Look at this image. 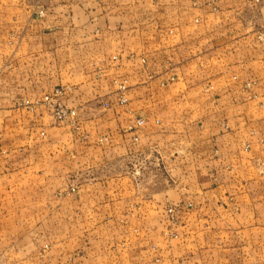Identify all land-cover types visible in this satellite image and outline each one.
<instances>
[{
  "label": "crops",
  "instance_id": "0c3cea01",
  "mask_svg": "<svg viewBox=\"0 0 264 264\" xmlns=\"http://www.w3.org/2000/svg\"><path fill=\"white\" fill-rule=\"evenodd\" d=\"M0 264H264V0H0Z\"/></svg>",
  "mask_w": 264,
  "mask_h": 264
},
{
  "label": "built area",
  "instance_id": "2783aa9c",
  "mask_svg": "<svg viewBox=\"0 0 264 264\" xmlns=\"http://www.w3.org/2000/svg\"><path fill=\"white\" fill-rule=\"evenodd\" d=\"M215 9V6H213ZM126 89L125 82L119 83L118 90L120 94L118 96L120 103H126L127 99L124 95V91ZM71 90V87L68 85H59L53 88L51 91L43 93L40 96H37L34 99H25L23 104L29 109H34L35 107H44L48 109L53 116L54 120L58 123L67 122L70 124L73 129L76 130L77 133L80 134V118L78 110L72 107H69L65 101L64 96ZM106 105H108L106 103ZM145 120L143 118H137L136 121L129 126V131L135 133L133 139L135 141L138 140V131L145 124ZM106 139V138H105ZM76 187L74 185L71 186V191H75ZM168 214L171 216V219L174 220L175 210L172 207H169L167 210ZM173 222L172 224H174ZM47 246H45L46 248Z\"/></svg>",
  "mask_w": 264,
  "mask_h": 264
},
{
  "label": "rangeland",
  "instance_id": "374dc122",
  "mask_svg": "<svg viewBox=\"0 0 264 264\" xmlns=\"http://www.w3.org/2000/svg\"><path fill=\"white\" fill-rule=\"evenodd\" d=\"M73 130L76 133V135L79 137V133H77L75 129H73ZM80 130H81V126H80ZM45 246H47V247L45 248ZM45 246H44V249H47L48 248V245H45Z\"/></svg>",
  "mask_w": 264,
  "mask_h": 264
}]
</instances>
